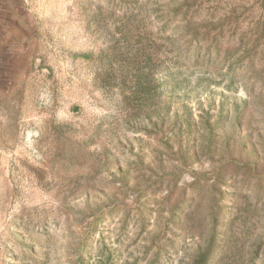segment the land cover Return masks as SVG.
I'll return each instance as SVG.
<instances>
[{
    "label": "rangeland",
    "instance_id": "374dc122",
    "mask_svg": "<svg viewBox=\"0 0 264 264\" xmlns=\"http://www.w3.org/2000/svg\"><path fill=\"white\" fill-rule=\"evenodd\" d=\"M182 2L190 26L226 22L218 57ZM261 30L264 0H0V264H187L168 216L216 178L206 129L220 144L242 112L264 137L263 65L227 74Z\"/></svg>",
    "mask_w": 264,
    "mask_h": 264
},
{
    "label": "trees",
    "instance_id": "16d2710c",
    "mask_svg": "<svg viewBox=\"0 0 264 264\" xmlns=\"http://www.w3.org/2000/svg\"><path fill=\"white\" fill-rule=\"evenodd\" d=\"M187 2L171 8L170 15L184 20L183 27L190 32L196 54L201 52L198 36L203 31L206 51L218 57V44H222L226 22L219 21L217 25L198 22L190 26L187 19L191 20L194 11ZM257 35L255 44L245 48L246 58L238 59L227 69L231 78L236 77L243 65L251 73H256L255 70L263 65L257 73L264 74V43L261 46L260 42L264 41V30ZM236 44L243 47L240 39L235 41ZM259 82L264 85V77H260ZM259 109L264 114V102ZM236 113L230 135L220 144L215 140L213 130L206 129L204 151L212 159L217 155L220 160L214 173L215 180L209 184L206 174L194 176L169 211L168 224H174L183 233L196 238L195 249L189 254L187 264H264V137L257 136L253 140L251 133L241 137L239 130L242 129L243 116L242 112ZM229 145L231 152L226 158L224 152ZM245 150L248 158L241 162ZM240 162L245 171L239 181L236 177H239ZM227 170L232 174L228 184L224 177ZM154 247V261H157L164 250L160 245Z\"/></svg>",
    "mask_w": 264,
    "mask_h": 264
}]
</instances>
